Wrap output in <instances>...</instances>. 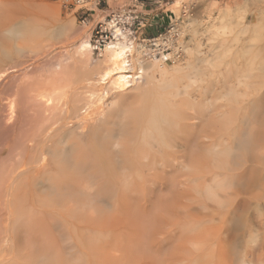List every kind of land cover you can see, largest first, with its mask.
I'll return each instance as SVG.
<instances>
[{
	"label": "bare ground",
	"instance_id": "obj_1",
	"mask_svg": "<svg viewBox=\"0 0 264 264\" xmlns=\"http://www.w3.org/2000/svg\"><path fill=\"white\" fill-rule=\"evenodd\" d=\"M36 1L0 0V32L20 17L58 15ZM70 22L57 31L69 41L34 47L7 68L12 50L0 36V264L3 232L14 244L4 242L7 254L19 258L26 244L36 264H264V82L155 95L167 83L150 92L132 83L145 64L166 72L163 59L117 28L98 72L90 40H70ZM29 28L14 25L8 37ZM54 55L57 68L37 74ZM203 62L214 71L206 55L194 66Z\"/></svg>",
	"mask_w": 264,
	"mask_h": 264
},
{
	"label": "rangeland",
	"instance_id": "obj_2",
	"mask_svg": "<svg viewBox=\"0 0 264 264\" xmlns=\"http://www.w3.org/2000/svg\"><path fill=\"white\" fill-rule=\"evenodd\" d=\"M16 1H20V0H16ZM27 1H31V0H27ZM37 1L43 6H46V5L55 6L57 8L58 15L57 16L40 15V18H37V19H34V18H36L35 15L34 16H28V17L25 16L23 18L20 17V18L16 19L17 21L14 20L13 23H11V24L7 23V25L5 27H3V29L1 30L0 36H2L3 34L5 35L6 38L1 37V39L2 40L4 39L3 40V43L5 44L4 46H7L8 49L12 50L13 56L11 57V59L3 62V65L5 66V68L9 67L10 65L15 64V62L18 59H21V58H19L20 55L25 54V56H26V54H28L29 50L33 49L34 47H37L34 49H37L36 51H38V48L41 47L42 44H46L47 42L63 43L66 40L69 41V38L67 39L66 34H65L66 36H63V34L59 35V34H57V31H59V27L61 25H63L64 23H68L70 20L73 22V23L70 22L71 24H69L70 26H72V30H73V36H72V38H70V40H75L73 42L75 45L76 43H80V41H82L84 39L90 40L91 36H92L93 28L96 26V24L99 21H104L109 16L108 14L111 15L112 12H118V13H125L127 15H131V14H134V15L138 14L139 15V12L142 10L144 12L143 14L146 16L145 18L139 16V19L144 21V23H143L144 27L142 29L138 30L139 33L140 32L142 33L141 34L142 38L143 37H146V38H149V37L150 38L167 37L170 35L169 30L171 29V27L173 25H175L176 23H179L180 27H181V35H180L179 39H177V41L180 42L185 47L184 48L185 51L183 52V56L181 57V60L178 59L179 61L178 60L177 61H175V60L174 61L173 60L167 61L164 63V65L162 64L166 68V72H161V71L159 72L158 68H156V67L154 69H150L153 65H151V67H150L149 66L150 64L149 65L147 64V66L145 64V66H143V67L145 69L146 68L147 69L146 70L144 69L143 72H139L140 75L137 74V75H139V78L138 77L135 78L136 82L135 81H134V83L131 82L133 84V86L136 84L139 85L138 83L140 82V85H142V88L146 87V85H147V88L145 89V91L148 89V91L150 92V89H149L150 86L154 90V89H158L159 88L158 86H160V88H162L164 86L163 84H165V83H167V85L169 84L170 86L167 89H163V88L167 87V85H166L165 87L162 88L163 90L162 89L158 90L159 92H157V90H156L157 93L155 95H160L162 92H165V90H167V93L172 92L174 90L172 88H174L175 86L176 87H175L174 91L178 90L179 87L181 88L180 90H182V88L185 87L186 90L189 92L196 90V88L197 89L200 88L199 90H201V91H206V89L209 91L210 90L217 91L218 89H219V91H227L226 89L229 90L230 87L235 88L236 85H239V84L235 85V82H239L240 80H242V83L244 82L243 85L240 84V85H242V87L238 86L236 88V90L241 91L243 89V91H245L246 89L250 90L249 89L250 87L248 85L249 84H250V86L254 85V84H251L253 82H256L255 84H257L259 82L261 84L262 82H264V78H263L264 77V75H263L264 74V70H263L264 63H261V61H260L262 58L264 60V53H263L264 51L263 52L260 51L261 49L264 48V0H257L258 3L254 2L256 0H217V1L216 0H159L160 4H161L160 5L161 9L158 11L153 10L149 13L146 11V8L151 9L150 6H152L153 3H151L149 5L146 3L145 5H147V6L145 8L144 5L142 6L140 4V2H139L140 0H133L134 1L133 4L136 5V6L133 5L134 11H131V9H132V6L130 4L131 0H100V3L98 5H97L98 0H90V1L86 0V2L84 4H81V5L72 4V0H37ZM172 5H174V6H172ZM106 6H110L112 11L103 12V11L98 9V7L104 8ZM82 7H85L87 10L89 9V11H87L86 9L83 10ZM92 9L95 10V19L94 20H92L94 17H92L90 15L93 12ZM172 9H174V10L172 11ZM183 9L185 11H188L187 15H182L184 13ZM83 11H85V13H83ZM157 14L159 17L156 16ZM149 16H152V18H149ZM153 16H156V19L153 20ZM37 17H39V15H37ZM84 18L87 19L85 22H83ZM157 18H158L159 22H161V23L163 22L162 25H160L162 27V29L155 35H148L146 29L153 27L154 24L157 23V21H156ZM19 23H24L27 26H29L30 27L29 31H30V29L31 30L33 29V31L35 29L34 33H33V31H30V33H29V31H27L25 33V35H21V36L18 35V38L16 37L17 39H10L8 37L9 36V29L12 28L14 25H17ZM37 31H38V33H37ZM35 32L37 33V36H36ZM7 37H8V39H7ZM122 40L127 42L126 38H122ZM37 43H38V45H37ZM232 43L234 44V46ZM34 44H36V45H34ZM228 44L233 46L232 47L233 49L230 48L231 46H229ZM18 46H20L23 49L21 51V53L17 52V51H19V50H17ZM134 46L135 47L142 46L144 49L150 47L148 44H146V42H141V41H135ZM73 47H75V46H73ZM242 47L245 48V49H243L244 53H243V51L240 52ZM226 48L227 49L230 48V49H228L230 53H228V50H226ZM71 49H73V48L71 47ZM187 49H188V51H187ZM197 49H199V50H197ZM247 49H248V52H246ZM36 51H33V52H36ZM73 52H74V50L72 51V53ZM104 52H105L104 50H102L101 53H99L97 51H93V54H92L91 59H90L91 61H90L89 66H91V68L94 66L93 68H96V69L99 66V69L97 70L98 72H101L105 69L104 65L102 67V64H103L102 61H103L104 55H105ZM225 52H227V54H225ZM255 52L257 53V55L259 52L261 54L259 53L258 56L255 54L257 56V58H256V56H254ZM29 53L33 54L31 52H29ZM234 53H235V55H237V57H239V59L237 58L238 60L234 58V56H233ZM205 55L210 58V61L213 60V62H215L214 64L217 65V66L214 65V67H215L214 71H212L213 68L210 67L211 64H208L206 62H203V64L201 63L202 66L199 63H198L199 65H196V67L194 66L199 61V59H201L202 56L204 57ZM221 55H222V58H221ZM25 56H22V57L24 58ZM230 56H232V58ZM217 57H218V59L221 58V60L220 59L216 60ZM243 58H245V59H243ZM253 58H256V59L254 60ZM61 59H63V58H61ZM230 59H233V60H230ZM195 60H196V62H195ZM228 60H229V62H228ZM236 60H237V63H239V64L235 63ZM239 60H241V61H239ZM246 60H247L248 64H252V65L254 64L255 67L254 66L251 67V68H253L254 72L251 71L252 69L250 70L247 63H245ZM248 60H249V62L253 61V63H249ZM57 61H58V57L54 55L51 62L44 63L41 66L42 68L40 67V69H41V70L39 69L40 72L37 71L38 69L36 70L37 72L36 71L35 72L38 74V73H41V71H42L43 73L48 74V73H50L49 71H53L55 68H57ZM187 61H190L192 63L191 66L190 65L187 66V63H188ZM231 61H234L233 65L234 66L236 65V68L234 66H231V63H230ZM256 61L260 62V63H256ZM99 63H102V64H99ZM145 63H147V62H145ZM151 64H153V63H151ZM225 64L228 65L227 69H226ZM256 64H262V65H258V67H257V68H259V70L261 69L259 66L262 67V69H261V70H263L261 72L262 74L259 73L260 71H257V72L255 71V70H257V69H255ZM96 65H98V66L95 67ZM229 65L233 69V70L231 69L232 73L229 72L231 75L228 74V72H226V70H228V68H229ZM239 65H241L240 69L242 68L243 71L242 70L240 71ZM245 65H247L246 66L247 69L244 67ZM100 66H101V69H100ZM197 67L200 68V70L197 69V70H199V72L201 70L202 71L204 70L203 72L200 73L201 75H198L201 78L200 77L196 78L197 75L195 76V72L199 73L195 69ZM224 67H225V69H224ZM248 69L251 72V74L249 71H246ZM154 70L157 72L156 74L153 73ZM177 70H179V71H177ZM234 70L237 73H235ZM96 72L94 74L95 76H96ZM158 72H159V74H158ZM204 72H206V73H204ZM215 72H217V73H215ZM246 72L248 74H250L249 75L250 78H252V77H254V78L249 79V77H246V74H245ZM129 73L133 74V70H131V72H129ZM152 73L155 75V78L153 77L154 75ZM160 73H163V74L160 75ZM220 74H221V77L219 76ZM233 74H234V77H233ZM244 74H245V76L243 77L242 75H244ZM191 75H193L195 78H192ZM236 75H238V76H236ZM259 75L262 76V78H261V80L263 79L262 81L260 80L261 76H259ZM235 76L238 77V79ZM258 76H259V78H258ZM156 77H158V78H156ZM228 77H230V78H228ZM255 77H257L260 81L255 80ZM149 78H152L153 80L151 81V79H149ZM242 78L243 79L246 78L245 81ZM162 79H163V81H162ZM191 79L192 80L194 79L193 80L194 82H195V80L197 81V83H195V85L191 84V85H193V87L190 85ZM199 79L202 81H200ZM233 80L235 82H233ZM247 80H249V81H247ZM170 81H171V83H170ZM153 82H155V83H153ZM159 82L163 83L162 84L163 86L160 85ZM231 82H233V83H231ZM156 83H158L159 85ZM154 84H156V85H154ZM185 84L186 85L189 84L191 87L189 86V89H187L188 86H186ZM171 85L174 87H172ZM204 85L206 87H204ZM244 85H247L249 88L246 86L247 88L244 89V87H245ZM154 86H155V88H154ZM226 86H227V88H226ZM176 88H178V89H176ZM222 88L223 89L226 88V89L223 90ZM239 89H241V90H239ZM153 90L151 93L152 95L154 94V91H155V90L154 91ZM5 91H7V90H5ZM2 95H5V94H3V90H2ZM2 163L4 164V161ZM2 168H4V167H2ZM24 222H23V224H24ZM27 224L28 223L26 222L24 224V226ZM21 225H22V223H21ZM21 225L19 227H22ZM23 227H22V229H23ZM3 233H4V235H3V249L5 250V245L9 242L4 240L5 239V232H3ZM12 239H14V238H12ZM12 242H13V240H12ZM12 242L9 243L11 246L14 245V244L12 245ZM9 244L7 245V247H9ZM24 245L28 247V245H26V244H24ZM25 246H23L24 250H25ZM13 247L8 248L9 250L6 248L7 252L3 250V258L4 257L6 258V259L4 258L6 262L3 261V262H5V264L6 263L11 264L12 261L13 262L18 261V262H20V264H28L30 259L32 260V258H30V257H28L29 258L28 259L27 255L24 256L25 253L28 252L29 248H27V247H26L25 252H24V250L23 251L20 250V252H22V253L18 254L19 258H17L16 256H15L16 258H14V257L12 258L11 256H13V255H11V254H13V250H14ZM23 247H21V249ZM10 249H12V250H10ZM9 251H11L10 252L11 254H7V253H9ZM4 253H5V256H4ZM17 253H18V251H17ZM14 255H15V253H14ZM20 255L23 256L24 259H27L28 262H26V261L22 262L23 257H21ZM8 258L9 259L11 258V261L8 260ZM15 259H17V260H15ZM8 262H10V263H8ZM13 262H12V264H13ZM18 262H15V264H19ZM32 262L30 261V264ZM33 264H36V263L33 262Z\"/></svg>",
	"mask_w": 264,
	"mask_h": 264
},
{
	"label": "built area",
	"instance_id": "obj_3",
	"mask_svg": "<svg viewBox=\"0 0 264 264\" xmlns=\"http://www.w3.org/2000/svg\"><path fill=\"white\" fill-rule=\"evenodd\" d=\"M85 2L86 0H72V4L74 5H81ZM99 3L100 0H98L97 4ZM82 9L85 10L86 8L82 7ZM87 11H89V9ZM83 13H85V11H83ZM86 20L87 19L84 18L83 22ZM143 23L144 21L139 19L138 14L127 15L125 13L112 12L104 21H99L93 28L90 39L93 51L101 53L107 43L116 38V33L118 32L117 28H119L120 31L126 35L128 43L134 44L135 41H141L146 42V44L150 46L149 48H145L147 49L146 57L148 58L156 57L157 59H163L167 62L172 60L177 61L183 56V51L181 50L182 46H180L177 41L178 34H172L175 25L169 30L170 35L167 37L142 38V33H139L138 30L144 27Z\"/></svg>",
	"mask_w": 264,
	"mask_h": 264
},
{
	"label": "crops",
	"instance_id": "obj_4",
	"mask_svg": "<svg viewBox=\"0 0 264 264\" xmlns=\"http://www.w3.org/2000/svg\"><path fill=\"white\" fill-rule=\"evenodd\" d=\"M88 1H90V0H88ZM140 2V4L143 6L144 5V7L146 8V6L147 5H145L146 3L149 5V4H151V3H153V5L152 6H150V8L151 9H148V8H146V11L149 13V12H151V11H153V10H160L161 9V4H160V1L158 0H140L139 1ZM134 3V1L133 0H131V6H132V9H131V11H134V6L133 5H135V4H133ZM98 5V4H97ZM136 6V5H135ZM138 6V5H137ZM98 9L99 10H101V11H103V12H107V11H112V9L110 8V6H106V7H104V8H100V7H98ZM93 10V12L90 14L92 17H94L92 20H94L95 19V10L94 9H92ZM141 13V14H140ZM144 12L141 10L140 12H139V16L140 17H146L144 14H143ZM108 15H110V14H108ZM157 17H159L158 16V14L156 15ZM156 16H153V20L154 19H156ZM149 18H152V16H149ZM157 23L156 24H154V26L153 27H150V28H148V29H146V31H147V33H148V35H155V34H157L161 29H162V27L160 26V25H162V23L161 22H159V20H158V18H157ZM161 23V24H160Z\"/></svg>",
	"mask_w": 264,
	"mask_h": 264
}]
</instances>
